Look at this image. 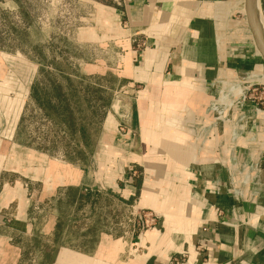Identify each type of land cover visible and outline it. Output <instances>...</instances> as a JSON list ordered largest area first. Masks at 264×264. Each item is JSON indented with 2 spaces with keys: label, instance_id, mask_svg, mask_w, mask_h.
Instances as JSON below:
<instances>
[{
  "label": "crops",
  "instance_id": "crops-1",
  "mask_svg": "<svg viewBox=\"0 0 264 264\" xmlns=\"http://www.w3.org/2000/svg\"><path fill=\"white\" fill-rule=\"evenodd\" d=\"M255 3L264 41V0ZM95 7V25L81 36L124 50L110 71L126 85L103 119L89 162L13 151L38 70L0 51V146L10 148L0 150V264H19L15 240L22 236L45 240L37 250L44 264H146L151 257L167 264L180 251L187 252L185 264H264V165L250 169L264 150V108L241 105L235 93L231 119L208 134L202 130L214 120L207 107L224 81L264 71L245 0H119ZM132 37L145 42L140 51ZM99 69L91 72L108 71ZM234 129L243 132L235 140ZM245 131H255L257 140H246ZM16 159L22 161L11 166ZM234 187L242 194L235 196ZM70 190L77 197L68 199ZM104 192L127 203L131 214L154 211L157 224L101 232L89 249L65 243L71 220L56 230L54 203L76 206L79 197Z\"/></svg>",
  "mask_w": 264,
  "mask_h": 264
},
{
  "label": "rangeland",
  "instance_id": "rangeland-1",
  "mask_svg": "<svg viewBox=\"0 0 264 264\" xmlns=\"http://www.w3.org/2000/svg\"><path fill=\"white\" fill-rule=\"evenodd\" d=\"M117 2L119 0H0V51L22 56L36 65L37 82L43 85V90H48V81L55 80L65 85L64 79L52 74L65 72L86 92L83 99L77 95L71 98L73 119L64 125L54 115L46 116L35 99L29 96L15 140L19 146L13 149L18 155L25 147L67 162H89L103 119L111 112L115 101L120 99L121 88L126 85L110 71L122 62V56H117V52L119 55L125 52L112 46L102 48L100 43L91 45L81 36V29L95 25L98 18L95 4L114 6ZM131 42L133 50H141L136 45L138 39L132 37ZM99 67L108 71L91 72L100 70ZM263 72L251 71L252 74ZM225 96L223 91L221 98ZM231 102L234 103L233 100ZM71 121L74 125L67 127ZM79 129L84 131V135ZM244 136L250 142L257 140L255 131H245ZM1 146L0 150L6 153L10 150ZM19 161L22 160H12L10 164L13 166ZM136 172L140 178L144 175L139 170ZM67 195L68 199L77 197V193L71 190ZM84 198L76 206L62 200L53 205L59 222L56 230L60 231L62 225L66 227L68 219L71 220L66 232L70 235L64 241L74 247L91 248L101 232L121 234L127 230L136 232L155 227L159 218L152 210L131 214L127 203L113 193L104 192ZM49 209L46 208L40 217L46 218ZM149 215L153 217V222H146ZM84 235L86 238L82 237ZM43 240L24 236L16 238L15 243L22 250L19 264H44L45 256L38 254L42 243H45ZM46 241L51 244L53 238Z\"/></svg>",
  "mask_w": 264,
  "mask_h": 264
},
{
  "label": "built area",
  "instance_id": "built-area-1",
  "mask_svg": "<svg viewBox=\"0 0 264 264\" xmlns=\"http://www.w3.org/2000/svg\"><path fill=\"white\" fill-rule=\"evenodd\" d=\"M144 44L145 42L140 41L137 42L136 45L138 48H142ZM249 73H245L240 78L238 77L236 83L224 81L227 82V84H223V86L218 91V95L210 100L206 112L212 114L214 120L211 124L202 127V130L205 134H208V132H210V129L216 127L219 123L221 124L231 119V108L233 106V103L231 102V95H234L237 90L239 100L241 99V105H244L246 103L251 104L249 102H253L256 105L255 111H259L260 109L264 108V82L249 81L247 78ZM209 85L215 88L217 86V82H211L209 83ZM223 91L226 96L224 98H221ZM241 133L243 132L234 129L232 132L233 140L238 138ZM235 161V158H232V162ZM261 165H264V150H262L261 152L259 161L252 164L250 166V169L254 170L260 167ZM232 192L235 196H239L242 194V191L237 187L232 188ZM146 217H148L146 219V222H153L154 219L151 215ZM200 248L201 246H199L197 249ZM186 261L187 252L180 251L172 255L167 264H185Z\"/></svg>",
  "mask_w": 264,
  "mask_h": 264
},
{
  "label": "trees",
  "instance_id": "trees-1",
  "mask_svg": "<svg viewBox=\"0 0 264 264\" xmlns=\"http://www.w3.org/2000/svg\"><path fill=\"white\" fill-rule=\"evenodd\" d=\"M52 74H54L57 78L64 79L65 85L55 80L52 82L48 81V90H43V85L40 86L36 79L31 87L30 95L45 112L46 116L49 117L52 114L60 122V124L64 125L63 123L73 119L72 107L70 103L71 98L74 95H77L83 99L86 92L69 74H66L65 72H60L58 74L56 72H52ZM72 121L69 122V124L67 123V127L72 128V125H74ZM78 131L84 135V131L82 129H79ZM82 158H84V156ZM83 199H85L84 196H81L80 201Z\"/></svg>",
  "mask_w": 264,
  "mask_h": 264
},
{
  "label": "water",
  "instance_id": "water-1",
  "mask_svg": "<svg viewBox=\"0 0 264 264\" xmlns=\"http://www.w3.org/2000/svg\"><path fill=\"white\" fill-rule=\"evenodd\" d=\"M245 14L254 44L264 60V41L259 30L255 0H245ZM146 264H153V257Z\"/></svg>",
  "mask_w": 264,
  "mask_h": 264
},
{
  "label": "bare ground",
  "instance_id": "bare-ground-1",
  "mask_svg": "<svg viewBox=\"0 0 264 264\" xmlns=\"http://www.w3.org/2000/svg\"><path fill=\"white\" fill-rule=\"evenodd\" d=\"M247 78L249 81H262V82H264V74L263 75L262 74H255V73L252 74L250 72L249 75L247 76ZM232 82H234V81H232ZM224 84H227V82H224ZM236 93L238 95V90L236 91ZM238 98H239V96H238ZM237 102H241V99L238 100Z\"/></svg>",
  "mask_w": 264,
  "mask_h": 264
}]
</instances>
